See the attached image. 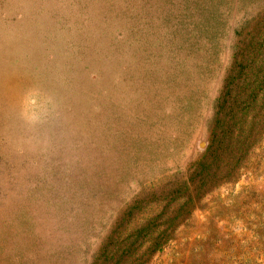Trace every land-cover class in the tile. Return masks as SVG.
Wrapping results in <instances>:
<instances>
[{
	"label": "rangeland",
	"instance_id": "374dc122",
	"mask_svg": "<svg viewBox=\"0 0 264 264\" xmlns=\"http://www.w3.org/2000/svg\"><path fill=\"white\" fill-rule=\"evenodd\" d=\"M258 77L264 0H0V264H264Z\"/></svg>",
	"mask_w": 264,
	"mask_h": 264
},
{
	"label": "trees",
	"instance_id": "16d2710c",
	"mask_svg": "<svg viewBox=\"0 0 264 264\" xmlns=\"http://www.w3.org/2000/svg\"><path fill=\"white\" fill-rule=\"evenodd\" d=\"M258 83H262V79L259 77L254 81V89L251 87V96L257 92L255 85ZM258 95L254 96L252 109L249 106L250 104L244 103L243 108L234 111V116L223 119V125L228 126V130L224 128L219 131L217 136H213L207 148V157H210V159L213 158L214 153H219V156L214 155V159L218 158L223 162L224 156L220 158V152L227 154L228 158L231 159V163L226 166L227 175L224 177L226 180H231L230 182H235L240 175V171L244 169V167H240L239 171L237 162L239 163L243 158L245 160L249 159L252 155V150L256 148L264 137V115L261 112L264 110V92L263 95H260L261 97ZM230 145L232 148H230ZM206 164L204 161L201 165ZM219 178L215 171V173H212V179L208 181V185H214L213 182L215 180L219 181ZM201 179L204 180L205 178L202 177ZM205 184L203 183V185Z\"/></svg>",
	"mask_w": 264,
	"mask_h": 264
}]
</instances>
